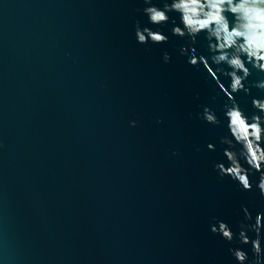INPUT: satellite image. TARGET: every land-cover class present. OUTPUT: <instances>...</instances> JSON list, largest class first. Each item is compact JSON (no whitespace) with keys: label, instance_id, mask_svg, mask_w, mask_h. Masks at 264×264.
Returning <instances> with one entry per match:
<instances>
[{"label":"water","instance_id":"95a60500","mask_svg":"<svg viewBox=\"0 0 264 264\" xmlns=\"http://www.w3.org/2000/svg\"><path fill=\"white\" fill-rule=\"evenodd\" d=\"M147 6L0 0V264H238L230 248L254 259L251 244L210 230L222 221L238 237L264 212L260 173L244 191L215 168L228 165L231 101L180 55L189 41L172 34L179 14L153 25ZM137 22L168 42L138 43ZM194 46L211 55L204 33ZM248 67L250 94L234 95L251 117L262 115L252 100L264 99L254 86L264 72ZM204 107L219 125L201 118Z\"/></svg>","mask_w":264,"mask_h":264},{"label":"clouds","instance_id":"9594fccd","mask_svg":"<svg viewBox=\"0 0 264 264\" xmlns=\"http://www.w3.org/2000/svg\"><path fill=\"white\" fill-rule=\"evenodd\" d=\"M147 6L143 12L148 22L161 25L169 22L170 12L179 14L181 26H174L171 31L175 36L187 38L189 43L179 49L182 56H188V63L199 68L202 63L207 72L215 80L219 88L227 96L231 104L224 105V115L227 119L229 136L220 138V143L228 145L223 155L228 165L218 163L215 168L220 177L229 176L238 182L244 191L252 190L250 171L260 173L257 188L264 196V99L253 98L252 107L262 115H245L235 100L236 93L243 91L250 94L251 89L245 86V81L251 75V69L264 72V0H163V7L153 5L152 0H143ZM231 17V18H230ZM175 25V21L173 20ZM205 34L209 57L197 54V37ZM135 37L138 43L153 44L168 42V36L160 31H153L149 27L141 29L139 22L135 28ZM165 63L169 62L170 55L163 54ZM211 62V63H210ZM215 65V69L211 66ZM226 66V68L224 67ZM220 75L230 77V85L225 87L219 79ZM264 89V81L254 85ZM230 89V91H229ZM201 118L209 124L219 125L221 121L209 107H204ZM131 125L136 126V121ZM239 145V150L236 146ZM209 150H215L211 143ZM246 163L245 167L241 161ZM244 220L252 221V215L244 207ZM211 232L232 242L238 239L243 245L251 244L254 259L249 261L248 253L240 248H230L229 252L238 264H264V248L261 244V235L264 231V212L257 213L254 223H240L238 237L225 222L218 221L211 226ZM255 233L252 239L247 234Z\"/></svg>","mask_w":264,"mask_h":264}]
</instances>
